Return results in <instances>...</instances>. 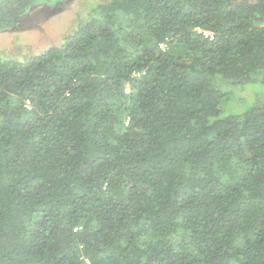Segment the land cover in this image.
Masks as SVG:
<instances>
[{
  "label": "trees",
  "instance_id": "trees-1",
  "mask_svg": "<svg viewBox=\"0 0 264 264\" xmlns=\"http://www.w3.org/2000/svg\"><path fill=\"white\" fill-rule=\"evenodd\" d=\"M88 10L0 58V264H264V0Z\"/></svg>",
  "mask_w": 264,
  "mask_h": 264
},
{
  "label": "rangeland",
  "instance_id": "rangeland-1",
  "mask_svg": "<svg viewBox=\"0 0 264 264\" xmlns=\"http://www.w3.org/2000/svg\"><path fill=\"white\" fill-rule=\"evenodd\" d=\"M107 1L109 0H30L31 3L22 12L19 1L13 0L10 8L5 6L1 9L6 12L13 9L17 15L15 21L12 20L16 23L14 27L9 28L7 22H0V58L24 62L53 46H60L80 22L89 17V6ZM1 3L3 0H0ZM6 3L7 1L3 4ZM255 90L256 88L251 90L246 87L242 91H233L230 97L238 99L243 110L247 103L251 104ZM236 99L230 109L238 108ZM224 105L222 102V109Z\"/></svg>",
  "mask_w": 264,
  "mask_h": 264
},
{
  "label": "flooded vegetation",
  "instance_id": "flooded-vegetation-1",
  "mask_svg": "<svg viewBox=\"0 0 264 264\" xmlns=\"http://www.w3.org/2000/svg\"><path fill=\"white\" fill-rule=\"evenodd\" d=\"M6 1H7V3L4 5L3 3ZM3 3L0 4V12L4 13L5 15L1 16L0 19H5V21L7 22L6 25H8V27L10 28L11 23H13L12 20L15 21L16 13L13 11V9L12 10L10 9L7 12L3 11L1 9L2 8L4 9L5 6L10 8L11 4H13V0H3ZM14 13H15V15H14ZM4 27H6V26H4Z\"/></svg>",
  "mask_w": 264,
  "mask_h": 264
},
{
  "label": "built area",
  "instance_id": "built-area-1",
  "mask_svg": "<svg viewBox=\"0 0 264 264\" xmlns=\"http://www.w3.org/2000/svg\"><path fill=\"white\" fill-rule=\"evenodd\" d=\"M198 33H200V31H198ZM205 35H207L208 33H204Z\"/></svg>",
  "mask_w": 264,
  "mask_h": 264
}]
</instances>
